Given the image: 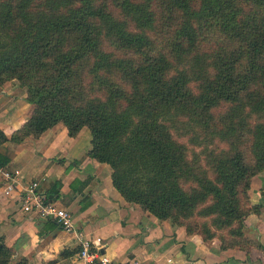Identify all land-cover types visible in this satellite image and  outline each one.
<instances>
[{"label": "trees", "instance_id": "16d2710c", "mask_svg": "<svg viewBox=\"0 0 264 264\" xmlns=\"http://www.w3.org/2000/svg\"><path fill=\"white\" fill-rule=\"evenodd\" d=\"M111 1L118 14L104 0H0V84L19 79L22 94L35 105L9 137L38 136L58 122L69 136L88 128L87 154L110 166L112 184L125 200L159 219L173 218L187 233L194 230L182 219L205 217L203 240L219 237L215 230L226 227L240 234L236 193L254 170L236 150L220 160L216 182L182 184L185 153L174 121L186 110L193 124L206 125L205 111L217 100L226 102V115L252 134L253 166L264 169V0H161L164 10L178 17L169 52L151 50L158 22L155 0ZM204 32L218 33L219 42L203 48ZM102 37L137 56L101 48ZM84 57L106 92L76 104L69 98L75 92L69 80ZM100 71L116 73L120 80ZM7 138L0 128V143ZM10 159L0 149V168ZM48 191L54 196L56 189ZM222 238L221 248L231 245ZM0 264H29L16 258L3 235Z\"/></svg>", "mask_w": 264, "mask_h": 264}, {"label": "crops", "instance_id": "0c3cea01", "mask_svg": "<svg viewBox=\"0 0 264 264\" xmlns=\"http://www.w3.org/2000/svg\"><path fill=\"white\" fill-rule=\"evenodd\" d=\"M13 123L0 124L8 137ZM90 137L88 129L69 136L61 125L45 144L37 138L19 143L6 166L16 169L9 165L19 162V189L39 179L48 195L72 212L73 231L23 211L15 191L3 192L0 169V235L16 258L25 257L29 264H78V237L92 234L102 238L103 252L134 264H225L226 250H220L216 238L203 240L125 200L112 184L110 166L87 154Z\"/></svg>", "mask_w": 264, "mask_h": 264}, {"label": "rangeland", "instance_id": "374dc122", "mask_svg": "<svg viewBox=\"0 0 264 264\" xmlns=\"http://www.w3.org/2000/svg\"><path fill=\"white\" fill-rule=\"evenodd\" d=\"M104 1L109 4L113 13L118 14L119 9L111 0ZM160 1H154L157 6L156 11H158V22L156 30L151 32L153 40L151 50L152 52H169V39L172 37L171 34L173 32L172 27L174 26V20L178 17L176 14L169 13L167 9L165 11ZM216 34L218 33L204 32L201 38L202 47H213L216 42H219L217 41L218 36ZM102 41L103 43H100L99 46L114 51L117 56H137V54L127 53L125 50L111 45L106 37H102ZM89 65V59L86 57L80 59L74 67V78L69 80V84L75 91L74 94H69V98L77 102L76 104L83 103L88 98L105 96L104 81H100L97 76L88 72ZM99 73L105 76V78L120 80L116 73L101 71ZM123 86L127 88V85L123 84ZM190 86L194 91L197 90L195 82H192ZM23 89H25V86L17 78L4 80L0 84V124H8L14 120V123L10 127H14L12 131L19 128L30 117L35 107L33 103L26 99L27 94L25 92L23 93L24 95L22 94ZM226 106L227 103L222 100H217L211 105L208 111L204 113V116L207 118L206 125H202L199 122L193 124L186 110H182L181 113L176 114L174 130L178 134V141L183 144L180 150H184L185 153L180 162L179 179L183 182L182 184L188 183L195 186H202L207 180L216 182V168L220 160L226 158L236 150H241L246 162L254 170L249 177L240 183L236 193L239 201L238 209L241 212L239 218L241 221V233L233 235L229 231V227L219 230L212 229L215 230L217 236L223 237L222 239L225 243L231 244L226 248L220 247L221 251L226 250V253L223 252L221 257L225 264H264V169L257 170L253 166L255 158L253 155L252 134L247 131V127H240L236 117L226 115ZM249 120L252 122V118H249ZM61 125L63 124L58 122L43 131L41 135L44 137L30 134L25 136L21 141L8 137L1 141L0 149L12 159L15 150L21 148L19 143L25 142L26 144H30L31 140L33 141L37 138L40 144H45L47 136L50 138L51 135L58 134ZM6 127L9 128V126ZM83 130L82 128L80 133ZM12 131H10V135ZM22 133L23 130L18 131V134ZM34 147H36L35 144ZM9 166L19 169V162L12 161ZM220 184L218 182V186ZM60 205L65 207L63 204ZM138 205L141 207L140 204ZM141 209L144 210L142 207ZM182 220L187 224L188 228H193V233L198 234L200 237V232L205 234V224H202V221L206 220L205 217L193 216ZM167 221L172 225L176 224L173 218H167ZM236 222L238 221H235L234 225L237 224ZM219 237H215V242L220 246L221 241Z\"/></svg>", "mask_w": 264, "mask_h": 264}, {"label": "built area", "instance_id": "2783aa9c", "mask_svg": "<svg viewBox=\"0 0 264 264\" xmlns=\"http://www.w3.org/2000/svg\"><path fill=\"white\" fill-rule=\"evenodd\" d=\"M0 169L3 173V192L11 194L15 191L16 199L23 211L51 220L67 231L75 230L72 212L53 200L42 188L39 179L28 180L19 189L18 170L7 167ZM78 238L79 246L76 252L78 264H134L132 259L118 260L103 252L104 242L98 235L87 234Z\"/></svg>", "mask_w": 264, "mask_h": 264}]
</instances>
